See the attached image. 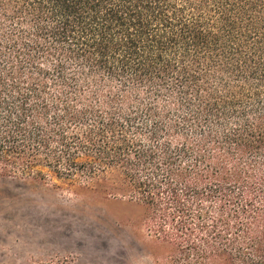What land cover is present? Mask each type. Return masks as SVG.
<instances>
[{
    "label": "trees",
    "instance_id": "1",
    "mask_svg": "<svg viewBox=\"0 0 264 264\" xmlns=\"http://www.w3.org/2000/svg\"><path fill=\"white\" fill-rule=\"evenodd\" d=\"M0 175L142 204L153 264H264V0H0Z\"/></svg>",
    "mask_w": 264,
    "mask_h": 264
},
{
    "label": "rangeland",
    "instance_id": "2",
    "mask_svg": "<svg viewBox=\"0 0 264 264\" xmlns=\"http://www.w3.org/2000/svg\"><path fill=\"white\" fill-rule=\"evenodd\" d=\"M145 213L78 183L0 175V264H153L165 252Z\"/></svg>",
    "mask_w": 264,
    "mask_h": 264
}]
</instances>
